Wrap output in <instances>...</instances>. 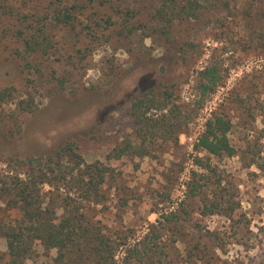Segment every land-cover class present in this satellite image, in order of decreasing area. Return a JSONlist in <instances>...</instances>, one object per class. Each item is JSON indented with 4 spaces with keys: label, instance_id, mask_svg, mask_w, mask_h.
I'll return each mask as SVG.
<instances>
[{
    "label": "rangeland",
    "instance_id": "1",
    "mask_svg": "<svg viewBox=\"0 0 264 264\" xmlns=\"http://www.w3.org/2000/svg\"><path fill=\"white\" fill-rule=\"evenodd\" d=\"M158 10L183 17L167 22ZM41 28L45 46L28 54L24 40ZM211 62L222 79L199 107L197 71ZM9 86L14 98L0 101V178L24 171L16 160L68 141L86 163L111 167L101 201H83V211L124 242L119 264H130L123 248L149 227L171 264L194 256L203 257L198 264H264V0H0V88ZM151 88H167L187 124L174 140H146L144 156L115 157L141 143L130 106ZM30 97L35 107L21 112L16 102ZM218 112L232 123L231 156L194 147ZM43 191L59 201L68 194ZM68 195L80 196L75 188ZM4 206L1 215L16 216ZM171 211L170 220L160 215ZM35 250L27 264H55V249Z\"/></svg>",
    "mask_w": 264,
    "mask_h": 264
},
{
    "label": "trees",
    "instance_id": "2",
    "mask_svg": "<svg viewBox=\"0 0 264 264\" xmlns=\"http://www.w3.org/2000/svg\"><path fill=\"white\" fill-rule=\"evenodd\" d=\"M158 13L167 22L175 16L180 19L183 17L181 12L175 11L169 13L158 10ZM190 13L195 15L194 12ZM69 19L70 16L64 15L59 20L67 22ZM44 33L41 28L24 40L28 54L44 48V42L38 39ZM197 74L200 107L205 96L214 92L219 85L222 73L211 62L199 69ZM14 91L13 86L0 88V101L14 98ZM171 97L172 93L167 88L161 91L151 88L133 97L130 114L141 143L136 146L128 144L114 150L115 157H120L125 151L144 156L150 153L146 140L169 141L178 137L187 121L183 120L180 112L175 114L172 111ZM16 107L21 112H31L35 107L34 100L32 97L28 100L20 99L16 102ZM154 111L155 114L159 112L155 117ZM204 125L194 147L213 155H233L234 147L228 138L231 121L218 112L211 114ZM78 148L75 142L68 141L53 153L16 160L15 163L24 168V171L12 168L4 178H0V200L4 201V210L16 213L15 217L0 214V239L4 238L6 242V250H0V264H27L26 260L35 256L37 245L45 250H56L55 264H119L115 256L124 242L110 239L83 211V201H101L103 193L100 187L112 176L113 169L98 161L86 163ZM195 161L201 163L200 159ZM44 185L56 190L67 188L68 194L75 188L80 196L73 200L67 194L59 201L58 196L43 191ZM172 213L160 215L170 220ZM159 238L161 235L157 230L149 227L132 246L123 248L122 260L130 264H171L163 257V246ZM202 259L203 257L194 256L189 259V263L198 264V260Z\"/></svg>",
    "mask_w": 264,
    "mask_h": 264
}]
</instances>
